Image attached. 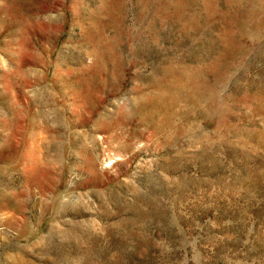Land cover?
<instances>
[{
	"label": "rangeland",
	"instance_id": "obj_1",
	"mask_svg": "<svg viewBox=\"0 0 264 264\" xmlns=\"http://www.w3.org/2000/svg\"><path fill=\"white\" fill-rule=\"evenodd\" d=\"M0 264H264V0H0Z\"/></svg>",
	"mask_w": 264,
	"mask_h": 264
}]
</instances>
